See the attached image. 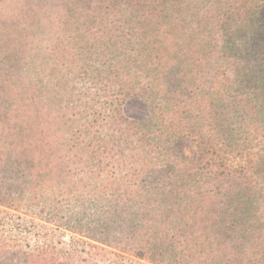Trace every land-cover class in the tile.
<instances>
[{"label":"trees","instance_id":"trees-1","mask_svg":"<svg viewBox=\"0 0 264 264\" xmlns=\"http://www.w3.org/2000/svg\"><path fill=\"white\" fill-rule=\"evenodd\" d=\"M214 1L213 12H205V4L196 0H41L25 5L41 10L40 15L43 6L120 13L114 21L118 26L108 32L121 51V59L106 64L112 69L106 80L122 96L110 118L132 136L141 132L143 143L150 134L146 125L125 116L121 105L130 96L146 95L158 124L175 141L190 142L194 151L169 153L170 159L151 171L155 184L148 190V178L140 177L133 201L106 207L112 227L104 222L107 231L84 235L91 241H61V247L46 238L31 243L23 235L24 224L11 223L8 211L0 209V264H100L114 256L122 258L121 264H137L136 257L155 264H264V14L255 0ZM130 10L143 20L122 16ZM52 80L56 89L69 82ZM34 84L0 73V135L16 133L9 109L36 110L45 102ZM4 139L0 174L8 185L0 179V205L11 207L20 194L8 181H18L22 189L31 185L26 179L23 186L24 164L10 149L16 139ZM58 167L63 171L66 165ZM53 210L48 220L57 223L62 218Z\"/></svg>","mask_w":264,"mask_h":264},{"label":"rangeland","instance_id":"rangeland-1","mask_svg":"<svg viewBox=\"0 0 264 264\" xmlns=\"http://www.w3.org/2000/svg\"><path fill=\"white\" fill-rule=\"evenodd\" d=\"M40 1L0 0V73L11 75L16 82L32 81L45 99L36 110L9 109V125L16 133H1L0 152L4 153L6 136L16 139L10 149L24 164L21 171L27 177L22 179L23 186L28 179L31 188L22 189L18 181L10 179L9 185L18 189L20 196L12 208L0 205V209L8 211L11 223L24 224L23 235H28L31 243L46 238L61 247V241L89 240L84 236L89 232L103 233L104 222L111 226L106 207L129 204L136 197L140 177L148 178L145 187L150 189L156 175L151 171L168 161L169 153L188 154L194 148L188 141H175L165 126L158 124L153 102L146 95L130 96L121 105L125 116L146 125L150 134L144 144L141 132L132 136L122 122L110 118L122 96L117 86L110 88L106 74L112 69L106 64L121 59V51L113 45L117 38L108 32L113 33L118 26L114 21L121 18L120 13L95 7L96 11L90 12L43 6L40 15L41 10L25 6ZM200 1L205 12L215 10L214 0H196ZM255 4L264 14V0H255ZM122 16L134 22L143 20L131 10ZM7 57H11L10 62H3ZM56 77L68 78L69 82L56 89L52 80ZM145 145L146 153L142 152ZM59 163H65V171L59 169ZM1 176V183L8 185ZM41 207L45 212H40ZM54 208L60 212V224L48 220ZM99 223L101 230H97ZM6 232L10 233L9 228ZM135 260L137 264H155L139 257ZM121 261L114 256L110 263L103 260L100 264Z\"/></svg>","mask_w":264,"mask_h":264}]
</instances>
